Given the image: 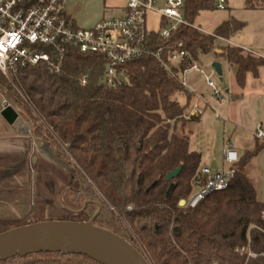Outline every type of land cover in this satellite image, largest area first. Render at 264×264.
<instances>
[{"label":"trees","instance_id":"1","mask_svg":"<svg viewBox=\"0 0 264 264\" xmlns=\"http://www.w3.org/2000/svg\"><path fill=\"white\" fill-rule=\"evenodd\" d=\"M218 1L185 0L186 22L194 26L202 12L217 11ZM245 8L264 10V0H245ZM244 27L232 16L212 34L182 25L168 39L151 34L149 49L162 50L166 58L182 41L188 55L173 67L176 73L214 54L238 67L243 87L247 73L258 76L264 58L220 39L229 41ZM105 66L102 55L70 51L59 73L45 65L18 68L9 78L0 72L1 93L30 124L34 139L71 168L61 202L71 210L87 204L85 216L72 221L93 222L133 242L151 264H264V203L247 174L264 144L239 157L226 190L196 208L181 206L198 188L202 161L190 150L189 136L176 131L178 124L195 119L185 118L193 95L152 55L123 65L125 82L117 88L100 83ZM180 166L179 176L166 182ZM0 264L100 263L84 255L42 252Z\"/></svg>","mask_w":264,"mask_h":264},{"label":"built area","instance_id":"2","mask_svg":"<svg viewBox=\"0 0 264 264\" xmlns=\"http://www.w3.org/2000/svg\"><path fill=\"white\" fill-rule=\"evenodd\" d=\"M184 6L185 0H128L123 15L103 19L90 28H82L67 14L66 0H0V72L9 78L18 68L45 65L51 73H59L68 52L78 51L102 55L106 66L100 83L108 88H117L125 82L123 65L135 58L152 55L197 101L188 109L185 118L200 117L210 102L193 88L191 74L202 76L212 99L222 102L223 91L214 80L216 71L212 68L209 72L194 62L176 73L173 67L178 66L188 55L182 41L166 58L162 50L154 53L149 49L148 37L151 34L168 39L171 32L182 25L200 30L196 25L186 22ZM216 7L226 10V2L219 0ZM151 15L156 17V29L148 27ZM220 40L229 44L227 40ZM241 49L245 55L264 58V55L253 50ZM86 82L85 78L83 84ZM254 137L264 143V127H258ZM223 159L228 168L222 171L210 167L200 170L198 188L190 198L184 200L185 205L196 208L207 196L229 187L236 173L234 165L239 161V154L232 143L223 150Z\"/></svg>","mask_w":264,"mask_h":264},{"label":"crops","instance_id":"3","mask_svg":"<svg viewBox=\"0 0 264 264\" xmlns=\"http://www.w3.org/2000/svg\"><path fill=\"white\" fill-rule=\"evenodd\" d=\"M230 1L233 0L226 3L228 15L215 25L213 32L232 16L243 22L245 27L229 40V44L264 55V10H249L245 8V4L231 7ZM127 2L128 0H119L110 9L117 10L120 13L118 16H121ZM66 11L75 24L82 28H90L107 19L105 8L100 10L99 18L92 20L88 14L83 13L81 5L76 6L75 1L68 3L66 0ZM211 62H220L223 70L222 82L227 78L224 100H213L203 77L192 73L191 85L198 93L206 96L210 106L203 115L189 121L185 126L182 125L179 132L176 128V131L178 134H187L185 128L190 122L198 125L207 112L214 113L217 119H223L225 135L240 157L253 150L257 144H264L254 137V131L260 126L264 127V66L259 67L257 77L253 73H247L245 85L241 87L237 78V66H231L223 60L218 61L215 56ZM4 98L0 91V104L5 101ZM195 103L197 101L193 100L192 105ZM23 120L30 129L29 133L18 131L9 125L0 113V228L17 220H25L24 225L63 220L59 216L68 212L61 205L60 194L71 181V168L57 157L50 146L34 139L30 124L25 118ZM187 135L190 139V150L199 153L203 160V154L193 149L192 134ZM226 147L227 144L223 146L222 156L214 155L209 160L206 159L207 163L200 170L214 166L217 171L228 168L223 159V150ZM247 174L257 187L259 201L264 203V149L249 163Z\"/></svg>","mask_w":264,"mask_h":264},{"label":"water","instance_id":"4","mask_svg":"<svg viewBox=\"0 0 264 264\" xmlns=\"http://www.w3.org/2000/svg\"><path fill=\"white\" fill-rule=\"evenodd\" d=\"M212 68L222 81L221 63L214 62ZM0 113L18 131L30 132L22 116L10 102L5 100L0 104ZM182 169L183 166H180L169 172L165 181L170 182L178 177ZM181 203L185 205V201ZM42 252L84 255L100 264H151L132 242L93 222L46 221L0 233V261Z\"/></svg>","mask_w":264,"mask_h":264},{"label":"rangeland","instance_id":"5","mask_svg":"<svg viewBox=\"0 0 264 264\" xmlns=\"http://www.w3.org/2000/svg\"><path fill=\"white\" fill-rule=\"evenodd\" d=\"M75 1L76 6H82L83 13L88 14L90 18L97 19L101 16L100 10L105 8L106 18H113L118 16L120 13L115 9H110V7L114 6L119 2V0H73ZM72 0H67L68 3L73 2ZM244 0H233L230 1V6L238 7L244 5ZM228 15V10L226 6V10H217L214 12H202L200 17L196 20L195 25L204 33H212L215 25L220 23L223 17ZM149 24L148 27L151 29H156V18L151 15L148 18ZM80 27V26H79ZM231 45V44H230ZM214 54L209 55H202L198 61L200 66L207 69L209 72L212 71V59H214ZM226 68V66H224ZM218 87L225 92V86L227 84V78L225 82L220 81V77L217 75L214 77ZM225 85V86H224ZM225 95V94H224ZM4 96V95H3ZM5 100L10 102L13 106V101L4 96ZM20 113V112H19ZM20 115L24 118V116L20 113ZM182 124H178V132L181 130ZM192 130V132H190ZM185 133L191 135L193 137V149L203 154V160L200 167H203L206 159H210L214 155H221L222 156V149L225 144H229V140L225 135L224 131V122L223 119H217L214 113L207 112L200 124H196L195 122H190L187 127L185 128ZM207 163V162H206ZM72 173V172H71ZM69 187V184L64 188L61 194ZM61 194H60V202H61ZM182 202V201H181ZM61 205L63 206L62 202ZM86 203L82 202L79 205V208L71 210L67 209V213L59 216L64 221H72V220H80L82 217L85 216L87 212H84L86 208ZM181 206H184V203H180ZM54 221V220H49ZM55 221H62V220H55ZM25 220H17L14 222H10L9 224H5L1 226L0 232H5L12 228L25 226ZM46 222V221H43ZM129 241V240H128ZM131 242V241H130ZM133 243V242H132Z\"/></svg>","mask_w":264,"mask_h":264}]
</instances>
